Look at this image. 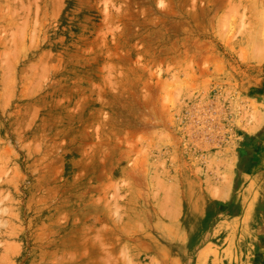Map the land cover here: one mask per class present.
<instances>
[{"label":"rangeland","instance_id":"1","mask_svg":"<svg viewBox=\"0 0 264 264\" xmlns=\"http://www.w3.org/2000/svg\"><path fill=\"white\" fill-rule=\"evenodd\" d=\"M47 1L0 0V264H264V7Z\"/></svg>","mask_w":264,"mask_h":264},{"label":"crops","instance_id":"2","mask_svg":"<svg viewBox=\"0 0 264 264\" xmlns=\"http://www.w3.org/2000/svg\"><path fill=\"white\" fill-rule=\"evenodd\" d=\"M33 2L34 0H29ZM43 1L39 0L37 7L32 6L31 8L27 6H22V11L20 12V20L22 21V27H38V28H60L64 26H73L75 22L80 24L79 20H73V23L70 25L68 22H64V15L67 13V10H55L52 7L44 6ZM47 1V0H46ZM230 2V0H228ZM48 3L54 2V0H48ZM23 4L27 3V0H22ZM232 3L236 6L241 5L243 8H247L248 5L255 7L254 2L252 0H232ZM258 9L257 12L262 11L261 9L264 7V0L256 1ZM256 17H261V12L255 13ZM258 17V19L260 18ZM82 25H85L84 20L82 21ZM89 26V23H88ZM67 43L73 41V39H66ZM44 52L41 48L35 57H39L41 53ZM213 264V263H211Z\"/></svg>","mask_w":264,"mask_h":264}]
</instances>
